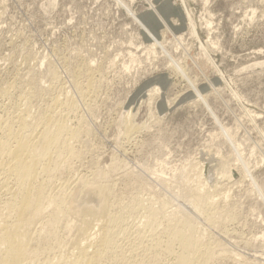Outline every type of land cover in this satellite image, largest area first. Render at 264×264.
I'll use <instances>...</instances> for the list:
<instances>
[{
    "label": "rangeland",
    "instance_id": "374dc122",
    "mask_svg": "<svg viewBox=\"0 0 264 264\" xmlns=\"http://www.w3.org/2000/svg\"><path fill=\"white\" fill-rule=\"evenodd\" d=\"M180 5L178 0H0V87L16 83L19 71L23 74L29 67L39 75L42 87L55 85L42 75L45 64L51 61L62 82L56 83L53 91L66 85L63 89L79 102L76 113H83L80 116L90 127L88 137L85 136L90 148L85 149L84 158L75 161L77 172L88 174L92 161L106 170L116 160L120 168L108 170L117 190L130 180L118 175L127 170L134 174V169L138 178L149 181L169 200L172 197L171 204L183 207L181 199L174 192L172 195L159 178H171L193 158L201 161L219 154L228 156L232 146L225 141L222 131L229 127L234 141H242V157L249 168L243 183L228 192L227 205L234 204L238 219L228 223L223 233L209 228L201 217L195 219L206 225L224 247L226 244V250L229 246V252L236 254L235 259L225 256L214 264H242L240 259L248 264H264V159H260L264 145L259 142L256 128L244 117L242 105L230 94L233 89L242 96V104L258 115L255 122L263 130L264 0H186V9ZM153 6L168 23V30L155 15ZM186 12L192 13L198 37L188 33ZM199 44H209L222 78L213 68L201 65L204 58L199 57ZM143 46H156L157 52L146 53ZM70 60L101 68L102 73L95 75L97 79L103 77L98 91L85 99L89 105L79 98L71 84L66 70ZM198 60L201 63H196ZM177 61L179 65L175 64ZM176 65L181 67L176 69ZM154 88L160 92L153 91ZM152 91L154 96L149 94ZM40 101H32L36 102L32 106L35 111L38 105L44 106L45 101ZM7 102L6 97L0 98L1 112ZM126 118L146 126L126 139ZM256 141L262 146L259 149ZM211 183L212 180L208 182ZM143 193L139 191V197L149 198L147 192Z\"/></svg>",
    "mask_w": 264,
    "mask_h": 264
},
{
    "label": "bare ground",
    "instance_id": "6f19581e",
    "mask_svg": "<svg viewBox=\"0 0 264 264\" xmlns=\"http://www.w3.org/2000/svg\"><path fill=\"white\" fill-rule=\"evenodd\" d=\"M185 1L178 0L184 9ZM154 11L168 30L165 19L155 8ZM186 15L188 33L198 37L192 13L186 12ZM178 43L180 45V41ZM208 43L211 44L210 41ZM203 44H199L202 54L199 57L204 58L201 65L213 68L222 78L221 69L210 55L209 44ZM155 47L144 48L146 53L155 54ZM73 62L67 63L66 70L79 98L87 103L85 99L94 96L99 89L103 77L97 79L95 75L102 73L101 68L92 67L90 63ZM177 63L179 65L180 62ZM192 64L195 63L192 61ZM178 65L176 69L181 67ZM45 66L44 73L40 71L43 79L55 85L62 83L51 61ZM34 70L29 67L27 71H21L23 74L19 71L14 80L16 83L0 87V98L4 96L8 100L7 106L0 111V264H214L225 256L235 259L236 254L232 255L234 251L229 252V246L226 250V244L224 247L221 240L209 232V228L219 233L226 232L228 223L237 221L234 204L233 207L227 205L230 198L228 192L234 185L244 181L249 172L244 155L242 157V141L241 144L235 142L229 127L222 131L225 141L232 146L228 156L212 155L213 158L203 157L205 159L201 161L191 157L193 161L173 173L171 178H159L171 190V194L174 192L176 198L179 197L184 207L189 209L179 203L171 204L172 197L169 200L164 192V195L159 193L149 181L138 178L134 169L131 168L134 174L131 170L129 172L128 166L127 172L125 170L123 175L118 176L130 180L124 183L123 189L117 190V183L113 182L114 178L111 180L108 170L114 171L119 166L116 160L104 170L93 164L96 161L93 162L91 158L93 167H89L92 170L89 169L88 174L77 172L75 161L86 155L84 151L89 139H85V136L88 137L90 127L81 118L83 113H76L79 111L76 104L78 100L75 102L76 99L71 97L73 95L63 89L66 85H61L58 92L53 91L54 84L50 86L49 83L50 87L44 88ZM153 91L148 93L154 96ZM230 92L231 97L242 105L244 117L251 121L257 132L253 130L259 135V142L264 145V129L255 122L258 115L245 108L242 96L236 91L231 89ZM36 99L44 100L45 104H37L39 107L35 111L32 106L36 102L32 101ZM72 121H75L74 125ZM123 123L126 139L146 126L133 123L131 118H126ZM257 147L259 149L262 146L258 143ZM262 154L261 161L264 159ZM210 179L212 183L208 184ZM139 191L147 192L149 198L145 200L139 197ZM135 192H138V196ZM195 218L202 220L209 228ZM240 261L246 263L242 259Z\"/></svg>",
    "mask_w": 264,
    "mask_h": 264
},
{
    "label": "crops",
    "instance_id": "0c3cea01",
    "mask_svg": "<svg viewBox=\"0 0 264 264\" xmlns=\"http://www.w3.org/2000/svg\"><path fill=\"white\" fill-rule=\"evenodd\" d=\"M158 12V11H157ZM154 13H155V15H156V12L154 11ZM159 13V12H158ZM160 14V13H159ZM161 15V14H160ZM157 16V15H156ZM162 16V15H161ZM158 17V16H157ZM163 17V16H162ZM159 19V18H158ZM159 21L163 24V22L159 19ZM166 25H168V23H166ZM168 27H169V25H168ZM148 34L149 35H152L153 33H152V31H148Z\"/></svg>",
    "mask_w": 264,
    "mask_h": 264
}]
</instances>
